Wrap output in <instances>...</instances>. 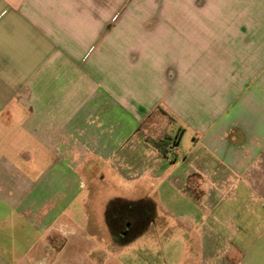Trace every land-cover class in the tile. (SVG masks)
<instances>
[{"label":"crops","instance_id":"crops-1","mask_svg":"<svg viewBox=\"0 0 264 264\" xmlns=\"http://www.w3.org/2000/svg\"><path fill=\"white\" fill-rule=\"evenodd\" d=\"M114 2L0 0V264L131 263L116 197L264 264V0Z\"/></svg>","mask_w":264,"mask_h":264},{"label":"rangeland","instance_id":"rangeland-1","mask_svg":"<svg viewBox=\"0 0 264 264\" xmlns=\"http://www.w3.org/2000/svg\"><path fill=\"white\" fill-rule=\"evenodd\" d=\"M114 1L116 8L124 2V0ZM148 1L150 2V0ZM140 4L141 0H133V8L128 6L123 11L117 29H123L124 25L126 29L135 30L138 23L136 21H132V23L126 21L134 13V9H140ZM125 6L126 4L123 8ZM95 205L96 199L92 198L88 206L95 208ZM98 216V214L92 215L94 218H99ZM156 217L159 218V215H156ZM78 221L80 224L83 222L82 219H78ZM155 221L153 220L142 234H137L130 241L122 242V245H111V242L108 246L111 252L130 258L131 263L129 264H182L184 262L181 260L185 258H188L191 263L197 264L201 256L198 238L199 230L193 231L184 227L176 217L166 213H162L160 219L156 218ZM114 235L118 240L123 241L125 239L124 237L122 239L119 238V233ZM18 236L21 244L20 251H25L30 247L29 244H26L29 238L27 236L22 237L23 235L20 232Z\"/></svg>","mask_w":264,"mask_h":264},{"label":"trees","instance_id":"trees-1","mask_svg":"<svg viewBox=\"0 0 264 264\" xmlns=\"http://www.w3.org/2000/svg\"><path fill=\"white\" fill-rule=\"evenodd\" d=\"M162 151L167 152L169 142L167 139L154 141ZM156 203L151 198L127 200L121 197L109 201L106 209L107 222L113 234L119 232L123 226L130 224L131 231L124 240L132 239L137 234L143 233L154 218Z\"/></svg>","mask_w":264,"mask_h":264},{"label":"flooded vegetation","instance_id":"flooded-vegetation-1","mask_svg":"<svg viewBox=\"0 0 264 264\" xmlns=\"http://www.w3.org/2000/svg\"><path fill=\"white\" fill-rule=\"evenodd\" d=\"M131 231L130 224L127 223V225L123 226L121 229H119V238L122 239V237L126 236Z\"/></svg>","mask_w":264,"mask_h":264},{"label":"built area","instance_id":"built-area-1","mask_svg":"<svg viewBox=\"0 0 264 264\" xmlns=\"http://www.w3.org/2000/svg\"><path fill=\"white\" fill-rule=\"evenodd\" d=\"M172 149H173L174 151H178V146H177V144H174V145L172 146Z\"/></svg>","mask_w":264,"mask_h":264}]
</instances>
